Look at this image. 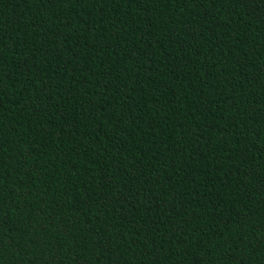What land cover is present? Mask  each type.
<instances>
[{
	"label": "trees",
	"instance_id": "16d2710c",
	"mask_svg": "<svg viewBox=\"0 0 264 264\" xmlns=\"http://www.w3.org/2000/svg\"><path fill=\"white\" fill-rule=\"evenodd\" d=\"M0 264H264V0H0Z\"/></svg>",
	"mask_w": 264,
	"mask_h": 264
}]
</instances>
